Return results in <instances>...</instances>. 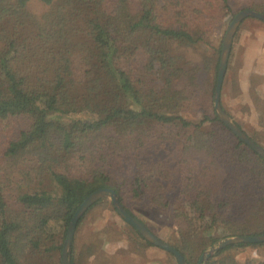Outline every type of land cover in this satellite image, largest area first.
<instances>
[{
    "label": "trees",
    "instance_id": "obj_1",
    "mask_svg": "<svg viewBox=\"0 0 264 264\" xmlns=\"http://www.w3.org/2000/svg\"><path fill=\"white\" fill-rule=\"evenodd\" d=\"M241 10L264 14V0H0V264H62L100 189L169 215L187 264L208 227L211 244L264 235V159L217 115L222 41L204 49ZM249 246L207 264H264L238 260ZM100 247L74 240L72 264L100 262Z\"/></svg>",
    "mask_w": 264,
    "mask_h": 264
},
{
    "label": "rangeland",
    "instance_id": "obj_2",
    "mask_svg": "<svg viewBox=\"0 0 264 264\" xmlns=\"http://www.w3.org/2000/svg\"><path fill=\"white\" fill-rule=\"evenodd\" d=\"M232 20H229V17L226 18L225 25L215 30L204 49L213 52V45L218 46L221 41L223 44ZM229 63L221 94L222 106L235 123L240 124L248 135H253L254 132L261 131L258 107L261 102H264V22L248 18L241 24L234 39ZM208 98L205 95L204 99ZM205 107L207 106L204 103L196 106L193 109L194 112L188 117L199 121ZM259 145L264 147V141H261ZM28 201L30 203L41 202L37 198H31ZM107 201L89 212L82 225L77 228L75 235L78 254L83 246L100 238L99 251L102 253L99 257L101 260L98 262L99 259L94 257L89 264H178L173 255L150 245L117 214L111 201L109 199ZM128 209L160 239L168 244L177 242L176 224L169 215L145 202L130 203ZM208 228L203 232L208 245L204 253L212 246L227 240L211 244L209 241L211 232L216 234L217 229ZM262 228L261 231H264V225ZM235 252L241 263L248 259L264 260V246L243 247L236 249Z\"/></svg>",
    "mask_w": 264,
    "mask_h": 264
},
{
    "label": "water",
    "instance_id": "obj_3",
    "mask_svg": "<svg viewBox=\"0 0 264 264\" xmlns=\"http://www.w3.org/2000/svg\"><path fill=\"white\" fill-rule=\"evenodd\" d=\"M248 18H254L264 22V14L253 10H243L232 20L223 40L218 81L214 95V108L220 120L231 130V132L243 144L264 159V147L254 142L251 137H249V135L232 120L230 115L224 110L221 102L223 84L228 71L234 39L241 24ZM105 198L111 201L117 214L129 226L136 230L150 245L173 255L177 259L178 264H187L184 256L176 248L160 239L150 228H148L147 225L130 214L120 203L116 193L111 189H100L91 194L74 214L67 231V237L62 252V264H72V247L80 220L95 203ZM259 244H264V235L232 237L212 246L201 256L198 264H207L215 254L229 246Z\"/></svg>",
    "mask_w": 264,
    "mask_h": 264
}]
</instances>
